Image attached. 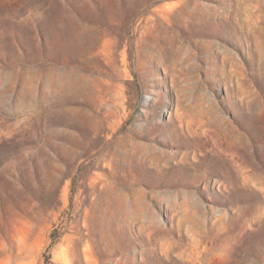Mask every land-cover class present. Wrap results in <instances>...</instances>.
I'll use <instances>...</instances> for the list:
<instances>
[{
  "label": "rangeland",
  "instance_id": "1",
  "mask_svg": "<svg viewBox=\"0 0 264 264\" xmlns=\"http://www.w3.org/2000/svg\"><path fill=\"white\" fill-rule=\"evenodd\" d=\"M0 264H264V0H0Z\"/></svg>",
  "mask_w": 264,
  "mask_h": 264
}]
</instances>
